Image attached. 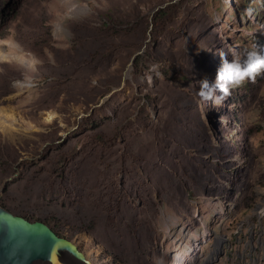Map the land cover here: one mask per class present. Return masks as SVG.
I'll list each match as a JSON object with an SVG mask.
<instances>
[{
    "label": "rangeland",
    "instance_id": "1",
    "mask_svg": "<svg viewBox=\"0 0 264 264\" xmlns=\"http://www.w3.org/2000/svg\"><path fill=\"white\" fill-rule=\"evenodd\" d=\"M233 51L264 53V0H0V113L17 121L0 123V204L93 264H160L173 220L211 224L264 178V74L219 104L196 94Z\"/></svg>",
    "mask_w": 264,
    "mask_h": 264
},
{
    "label": "built area",
    "instance_id": "2",
    "mask_svg": "<svg viewBox=\"0 0 264 264\" xmlns=\"http://www.w3.org/2000/svg\"><path fill=\"white\" fill-rule=\"evenodd\" d=\"M216 212L217 221L197 231L179 221L169 228L162 264H264V178L246 206L232 198Z\"/></svg>",
    "mask_w": 264,
    "mask_h": 264
},
{
    "label": "water",
    "instance_id": "3",
    "mask_svg": "<svg viewBox=\"0 0 264 264\" xmlns=\"http://www.w3.org/2000/svg\"><path fill=\"white\" fill-rule=\"evenodd\" d=\"M63 251L91 264L78 244L57 234L48 223L31 221L0 204V264H34L37 261L63 264L60 261Z\"/></svg>",
    "mask_w": 264,
    "mask_h": 264
},
{
    "label": "clouds",
    "instance_id": "4",
    "mask_svg": "<svg viewBox=\"0 0 264 264\" xmlns=\"http://www.w3.org/2000/svg\"><path fill=\"white\" fill-rule=\"evenodd\" d=\"M220 57L221 64L216 71L215 79L212 80L208 76H205L199 80V89L196 94L202 101H212L214 104H219L230 95L233 88L249 80L255 81L258 75L264 74V53L259 51L247 52L244 59H241L239 52L236 51H233L231 60L225 54H220ZM197 217L199 218L200 216L197 215ZM177 221L189 226L182 219H176L173 220L170 228ZM203 225L207 224L199 218L196 228L193 229L191 226L189 228L197 231ZM160 264H162V261Z\"/></svg>",
    "mask_w": 264,
    "mask_h": 264
},
{
    "label": "trees",
    "instance_id": "5",
    "mask_svg": "<svg viewBox=\"0 0 264 264\" xmlns=\"http://www.w3.org/2000/svg\"><path fill=\"white\" fill-rule=\"evenodd\" d=\"M167 7L166 8H164V9H161V10H158L157 11V14H156V16H154V20H153V22L155 23V26L157 27V26H160V29H163L165 26V22H164V19H165V17L168 15V13L169 12H167ZM164 26V27H163ZM157 37H155V39H156ZM136 66H137V70H136V75H139V74H141V72H142V68H141V66L138 64V62L136 63ZM171 72V71H170ZM171 74V73H170ZM91 120H93L94 121V123H97V121L94 119V118H92ZM91 125V124H90ZM87 136H90L91 138H93V139H97V138H99V140H102V141H108V139H109V137H107L106 136V134L104 133V132H99V133H93V134H91V133H88L87 134ZM98 140V139H97ZM60 155H61V157H62V159H63V161H67V163H70V156H69V152H61L60 153ZM1 156H2V151L0 150V158H1ZM102 169V168H101ZM110 201H116L117 203H119V200L118 199H112V200H110ZM112 204L113 205V210L114 211H116L117 212V210H118V204ZM1 205H3V206H5L6 207V205L4 204V203H1ZM14 211V210H13ZM119 211V210H118ZM109 212V221H110V225L112 226V227H115L116 226V220H117V218L115 217L114 218V216H112L111 214H110V211H108ZM18 214H20V213H18ZM117 214H118V212H117ZM39 219V218H38ZM51 226V228L53 229V230H55V228L52 226V225H50ZM56 232H57V230H55ZM75 232H72V234L71 235H73ZM90 252V251H89ZM84 254H85V256L88 258V259H90V260H92V261H96V259L97 258H95L94 256L92 257L91 255H89L87 252H85L84 251ZM90 254H94V252L93 253H90Z\"/></svg>",
    "mask_w": 264,
    "mask_h": 264
},
{
    "label": "bare ground",
    "instance_id": "6",
    "mask_svg": "<svg viewBox=\"0 0 264 264\" xmlns=\"http://www.w3.org/2000/svg\"><path fill=\"white\" fill-rule=\"evenodd\" d=\"M47 114H48V116H47ZM46 116H47L48 120H53L54 118L57 117L56 113H54V112H47ZM0 123L2 124V127H4V128H7L8 126L15 128L16 127L15 125L17 124V121L14 118V116L12 115V113H10V112H1L0 113ZM86 259H87V261H90L91 264H93L91 262V260H89L87 257H86ZM60 261L63 264H87V263H85L83 261H79V260L75 259L67 251L61 252ZM34 264H52V263L49 262V261H37Z\"/></svg>",
    "mask_w": 264,
    "mask_h": 264
}]
</instances>
